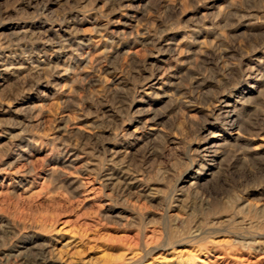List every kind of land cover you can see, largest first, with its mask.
<instances>
[{"label":"rangeland","instance_id":"1","mask_svg":"<svg viewBox=\"0 0 264 264\" xmlns=\"http://www.w3.org/2000/svg\"><path fill=\"white\" fill-rule=\"evenodd\" d=\"M0 264H264V0H0Z\"/></svg>","mask_w":264,"mask_h":264}]
</instances>
